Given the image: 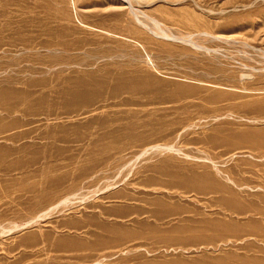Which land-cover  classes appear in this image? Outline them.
I'll use <instances>...</instances> for the list:
<instances>
[{"label": "rangeland", "instance_id": "obj_1", "mask_svg": "<svg viewBox=\"0 0 264 264\" xmlns=\"http://www.w3.org/2000/svg\"><path fill=\"white\" fill-rule=\"evenodd\" d=\"M0 0V264H264V0Z\"/></svg>", "mask_w": 264, "mask_h": 264}, {"label": "bare ground", "instance_id": "obj_2", "mask_svg": "<svg viewBox=\"0 0 264 264\" xmlns=\"http://www.w3.org/2000/svg\"><path fill=\"white\" fill-rule=\"evenodd\" d=\"M124 2H126L127 5L129 4L128 6H131L130 0H126V1H124ZM131 7H132V6H131Z\"/></svg>", "mask_w": 264, "mask_h": 264}]
</instances>
